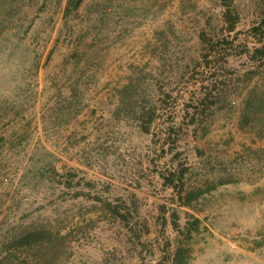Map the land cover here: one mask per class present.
Segmentation results:
<instances>
[{
  "label": "rangeland",
  "instance_id": "374dc122",
  "mask_svg": "<svg viewBox=\"0 0 264 264\" xmlns=\"http://www.w3.org/2000/svg\"><path fill=\"white\" fill-rule=\"evenodd\" d=\"M66 3L0 0V264H264V0Z\"/></svg>",
  "mask_w": 264,
  "mask_h": 264
},
{
  "label": "trees",
  "instance_id": "16d2710c",
  "mask_svg": "<svg viewBox=\"0 0 264 264\" xmlns=\"http://www.w3.org/2000/svg\"><path fill=\"white\" fill-rule=\"evenodd\" d=\"M82 0H67L65 10L66 12H69L71 10L77 9V7L80 5ZM222 22L223 26L225 27V30L228 33H231L235 30L237 20H238V15L237 13L231 8V3L232 0H222ZM250 32L252 35V38L255 40L256 46L251 49V55L250 57L253 59H256L258 57L264 56V19H261L260 22L257 25H254L250 28ZM200 40L202 44H204V60L208 62L206 65V68H211L209 66L210 61H207L208 58L211 56H215L216 54L219 53V50H224L222 48L223 44H218V42H213L210 39L206 38V35L202 32L200 33ZM222 48V49H221ZM250 51V50H249ZM248 51V52H249ZM207 96L204 95L201 98V102L206 100ZM155 113L156 109L154 107H148V108H143L140 118H141V130L143 133H149L150 127L154 122L155 119ZM188 127H195L197 124L193 119H190V122L186 124ZM181 131L180 127H177L174 123H169L165 127L163 131V135L165 137V140H171L173 144H175V137L178 136V132ZM170 177H173L174 175H169ZM182 176V175H181ZM164 184L167 186H170L171 188L175 189V185L173 184V181L169 177L164 178ZM177 193H181V191H177ZM180 196V195H179ZM179 198V197H178ZM178 206H188L190 204V200L187 199L184 202H178ZM106 209L108 213L115 218V220L119 221L121 224H124L125 226H128L129 220L126 218L125 212L123 211L115 204L112 203H106ZM178 217L175 213V210L172 211L171 213V218H170V223L173 228V230L177 231L179 229L178 225ZM199 224L198 219H193L192 222H186L184 227H183V232L186 237H190L191 233L194 232L197 229V226ZM182 253H184V250L181 249L178 245L176 246V249L174 251L172 261L173 264H182L181 259H182ZM1 263V259H0Z\"/></svg>",
  "mask_w": 264,
  "mask_h": 264
}]
</instances>
